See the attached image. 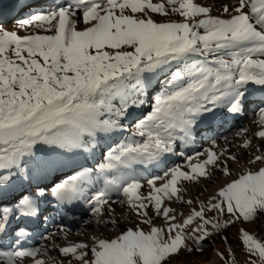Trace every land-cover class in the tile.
Instances as JSON below:
<instances>
[{
    "label": "snow or ice",
    "instance_id": "6c2138e0",
    "mask_svg": "<svg viewBox=\"0 0 264 264\" xmlns=\"http://www.w3.org/2000/svg\"><path fill=\"white\" fill-rule=\"evenodd\" d=\"M154 14L182 19L158 21ZM17 24L34 31L22 36L0 24V170L8 173L0 175V186L17 176L30 180L34 168L43 170L52 162L48 156L92 152L99 134L127 130L122 120L131 115L130 109L144 105L140 97L153 80L162 86L147 115L135 118L126 141L95 167L81 166L59 178L48 193L68 203L83 199L99 183L102 187L88 200L97 223L115 191L150 230L137 224L113 239L68 244L59 249L61 255L80 264H176L183 251H203L202 242L214 231L264 217V167L243 171L182 222L172 215L175 209L164 206L173 199L193 203L179 195L181 181L211 179L212 168L231 175L227 160L237 157L221 160L225 152L214 151L215 142L188 158V171L174 166L148 179L147 196L141 194L140 179L131 174L136 165L172 153L178 140L187 143L205 113L225 104L229 112H241L249 84L264 87V0L225 3L216 15L195 0H65ZM80 24L84 27L78 28ZM258 118L264 126V108ZM256 135L264 139V130ZM251 144L246 140L242 147ZM251 162H264V155ZM45 195L37 186L35 192L21 194L14 207L0 206V235L7 233L11 218L35 216L38 198ZM149 207L156 217L163 216L164 225L154 224ZM108 211H114L110 205ZM237 231L248 264H264V239L243 227ZM222 239L228 242L227 236ZM190 240L198 247H189ZM227 251L231 260L219 253L225 264H236L232 248ZM40 254L39 248L0 251V264H24L25 258L45 264Z\"/></svg>",
    "mask_w": 264,
    "mask_h": 264
},
{
    "label": "rangeland",
    "instance_id": "374dc122",
    "mask_svg": "<svg viewBox=\"0 0 264 264\" xmlns=\"http://www.w3.org/2000/svg\"><path fill=\"white\" fill-rule=\"evenodd\" d=\"M23 1H26V3L31 4L32 1L30 0H0V14L2 7L5 6V12L8 11L7 9L14 8L13 5L16 4L18 7L19 4H22ZM224 0H195L196 3L202 5V6H210L213 9V14H222V5L225 4L224 2L221 3ZM228 1V0H226ZM234 1V0H233ZM15 2V3H13ZM154 2H160V0H154ZM232 2V1H231ZM229 0V5L231 3ZM26 6L22 8V10L25 9ZM14 10V9H12ZM12 10L10 12H12ZM21 10V11H22ZM19 11V8H18ZM17 13L12 15H9L7 17H0V24L7 29V30H15L20 35H27L31 34L34 29L28 28V29H21L19 25L17 24V21L22 20L24 18H27L29 16L23 17L22 19H18ZM32 15V14H31ZM153 18L160 21V20H181L182 18L178 15H170L169 17H162L160 15L154 14ZM83 24L78 25V28H83ZM163 79V77H161ZM156 81V80H154ZM151 88H156L158 85L154 84ZM152 90V89H151ZM144 95V94H143ZM149 102H147L144 105V109H142L143 115H146L149 110ZM135 108L130 109L129 111H133ZM260 110V109H259ZM259 110L256 113L255 117H247L241 120L237 125H234L230 129H228L225 132H220V134L216 135L212 140L207 142L203 148L199 152H204L206 149L213 148V142H215L214 151L217 153H220L222 151L228 152V146L230 144L232 146H235L238 150V152L235 153L237 159L236 160H227V166L229 169V172L231 173L230 176H225L218 168H212V176L211 179H201L198 183L193 181H181L178 185L183 189L179 193L180 196H182L183 200H192V204H184L179 201H176L175 199L169 201L165 200L164 206L171 207L175 209V212L172 213V215H175L177 217L176 222H182V220L190 214V211L192 208H196L197 210L200 207L201 202H207L208 198L215 194L220 187L225 185L226 183L230 182L232 179H235L238 177V175L242 174L243 171L247 169H251L253 171L258 170L260 167H264V162H256L252 163L251 161L254 159L256 155H264V144H260L259 141L256 140V137H259L256 135L261 130H264V126H262L259 123L258 113ZM135 116L132 115L131 117H127L122 120V123L126 126L127 129L129 128L131 130V133L134 131L135 123L132 120V118ZM247 129L246 132L241 133V129ZM117 136V132L113 133L111 135H104L99 134L98 137L95 140V147L92 152L89 153H83L80 155H75L70 158L68 157H55V156H48L47 159L51 160L52 162L47 164L43 167V170L35 169L32 172V179L29 180V182H37V184H40V182H47L50 177L52 176L53 168L55 165L60 168V166H63L64 164H81L86 161H92L97 159V164L99 162H102L104 160V157H102L103 150L105 149V146L108 144L110 140H115L114 138ZM218 138V139H217ZM260 138V137H259ZM226 139V141L218 143L220 141H223ZM246 140H250L252 142L251 146L248 148L242 147L244 142ZM199 143V142H198ZM229 144V145H228ZM116 146L107 148L112 149L116 148ZM233 149L234 147H230ZM257 148L259 151H257ZM184 150V151H182ZM179 152L175 151L173 154H175L173 157L176 159V164L172 165L174 166H182L183 170L188 171V158L192 157L190 155H187L185 152V149L182 148ZM198 152V153H199ZM92 157L91 159L89 157ZM224 156V155H223ZM206 156L199 157L200 160L205 159ZM221 160H225L224 158H221ZM227 159V158H226ZM192 163H196L197 160L193 159L191 161ZM232 164V165H231ZM171 168V167H170ZM7 171L0 170V175H7ZM57 174V173H55ZM162 174V173H161ZM53 177V176H52ZM23 178L17 176L14 181L10 182V184L5 186H0V198L5 197L7 199L10 198H16V196L20 195V192L13 193L16 191V189L19 188L18 191L22 189L23 184ZM45 178H48V180ZM22 179V180H21ZM26 179V178H25ZM41 180V181H38ZM21 180V181H20ZM162 181H158L157 185L161 184ZM143 187L141 188V194L144 196H147L148 192L151 191L150 187L147 185V182L142 184ZM10 188H13V190H10ZM10 190V191H9ZM95 191V190H93ZM92 191V192H93ZM1 192H5V194L8 196H1ZM191 192L193 193V198L190 197ZM18 193V194H17ZM93 194V193H92ZM3 195V194H2ZM89 197H91L89 195ZM121 200H125V198L120 195L118 198H110L109 197V205L114 211H108L109 205L105 206L104 209V215L99 217L101 223H97V217L94 215L93 208L90 209L89 213L83 218L85 221V225H87L89 228L88 233L85 235H93L94 238L91 240H86L83 242L89 243V245L94 243L95 239H113L117 235H119L122 231L126 230L129 227H135L137 224L141 228H143L145 231L150 230V225L140 223L141 218L137 217L135 212L130 209L126 203H120ZM3 201V200H2ZM149 216L153 219L154 224L157 226L164 225L165 220L163 216L156 217L154 214V210L149 207L148 209ZM206 215L208 217H212L214 213L212 212H206ZM228 217H223V219H227ZM115 221V223H112L111 221ZM194 225L190 226L188 231L191 230V227H194ZM245 228L253 235L257 236L260 239H264V217H261L257 219L256 222H237L234 226H230L226 230H223L221 232H213V235L208 237L205 241H203V251H196L194 250L191 253H188L186 251H183L176 262V264H225V259L222 258L219 253L223 252L224 257L228 260L232 259V253H229L227 249L229 247L232 248L233 253L235 254V260L236 264H248L249 257L247 254L246 249L243 248L239 238H238V229L239 228ZM80 228H83L80 227ZM78 228V229H80ZM74 233L69 234L68 232H64L63 235L60 236V233L55 230H50L48 233L45 234L46 240L44 241V246L41 247V254L39 258H42L45 260V264H60V262H63V264H69V261L71 260V264H80L79 261H76L75 259L71 257H65L60 254L59 249L68 245V244H74V237L76 235L77 230H74ZM84 235V234H83ZM81 235V236H83ZM96 235V237H95ZM223 236L228 237V242L225 243L222 239ZM63 239H66V241H63ZM76 242H82V238H77ZM189 247H192L193 249L197 248L198 246L194 244L193 241H189ZM46 253V254H45ZM91 254L89 253V258ZM28 261V260H27ZM32 263V262H31ZM28 263V264H31ZM26 264V263H25Z\"/></svg>",
    "mask_w": 264,
    "mask_h": 264
},
{
    "label": "bare ground",
    "instance_id": "6f19581e",
    "mask_svg": "<svg viewBox=\"0 0 264 264\" xmlns=\"http://www.w3.org/2000/svg\"><path fill=\"white\" fill-rule=\"evenodd\" d=\"M30 1H32L31 2V6H34V5H37L39 2H41V1H43V0H30ZM232 1V2H231ZM229 3V0L228 1H226V0H224V1H222L221 3ZM230 4H235L236 3V0H230ZM13 3H15V2H13ZM24 6H26L25 7V9L24 10H22V8L24 7ZM13 7L14 8H12V9H14V10H12V9H7L8 11H6L5 12V6H3L2 7V10H1V12H2V14L0 15V17H7V16H9V15H12L13 16V14H15V13H18V14H16L18 17V19H22L23 17H26V15L23 13V12H26L28 9H29V7H30V5H29V3H26V1H23V3L22 4H19V6L17 7L16 6V4H14L13 5ZM18 8H19V11H18ZM9 10L11 11L12 10V12H10V13H8L9 12ZM22 10V11H21ZM49 10H52V8L50 7L49 9H43L42 11H36L37 13L38 12H47V11H49ZM145 103H146V101H145ZM144 103V104H145ZM143 107V106H142ZM139 115L138 114V112L136 111H132L131 112V115L129 116V117H131L132 115ZM127 126V125H126ZM123 132V131H122ZM121 132V133H122ZM125 132L126 131H124V133L122 134V135H124L125 134ZM121 133L120 134H118V137L121 135ZM218 139V138H217ZM256 140L257 141H259L260 142V144H264V139H262V138H259V137H256ZM219 142L218 143H221V142H224V141H226V139H224L223 141H220V140H218ZM114 142V141H113ZM189 142V141H188ZM180 143H184L183 141H177V143H176V145L178 146ZM188 144V143H187ZM108 145V144H107ZM107 145L105 146V147H107ZM184 145H186L185 143H184ZM229 145V144H228ZM112 146H114L113 144H112ZM230 147H234L233 149H231ZM228 152H225V154H224V156H221V158H224V159H226L228 156H235L236 157V155H235V153L236 152H238V150H237V148L235 147V146H232L231 144H230V146H228ZM106 151V150H105ZM167 155H165V156H163V157H166ZM170 160V159H169ZM175 164H176V162H175ZM232 165V164H231ZM85 166V165H84ZM61 171L62 172H66L65 171V166H62L61 167ZM58 174V173H57ZM57 174H53V175H57ZM65 174H67V173H65ZM28 187V182L24 185V187L23 188H27ZM110 197L111 198H118V197H120V194H118L117 192H115V191H113L111 194H110ZM190 197L191 198H193V193L191 192V194H190ZM51 203V202H50ZM70 203L71 202H68V203H63V202H61V204H62V206L64 207V208H68L69 206H70ZM47 208L48 207H46L44 210L45 211H47ZM71 209V208H70ZM193 209V208H192ZM69 212H66L65 213V215L66 214H68ZM89 213V211H77V212H75V214L74 215H76V218H74L72 221H70L69 219H65V215H64V217H63V220L61 221V222H55V226L53 227V228H48L47 230H44V232H45V234L46 233H48V231L49 230H55L56 231V233L57 232H62V233H60V236L61 235H63V233L64 232H68L69 234H71V233H74L75 231L74 230H77V232L78 233H76V235H75V237H74V243H78V242H76V240H78L77 238H82V241H86V240H91V239H93L94 238V236L93 235H85V234H87L88 233V229L89 228H87L88 226L87 225H85V221H84V217L87 215ZM63 214V213H62ZM61 215V214H60ZM70 215H72V214H70ZM61 225H64V228H63V230L60 228V226ZM83 226V228H80V227H82ZM160 226H162V225H160ZM78 228H80V229H78ZM44 234V235H45ZM75 234V233H74ZM84 234V235H83ZM44 235H42V237L44 236ZM81 235H83V236H81ZM95 237H96V235H95ZM44 239V241L46 240V238H43ZM63 241H66L67 242V240L66 239H63ZM36 244H38L39 245V248L41 249V247H43L44 246V242H40L39 243V240H37V242H36Z\"/></svg>",
    "mask_w": 264,
    "mask_h": 264
}]
</instances>
